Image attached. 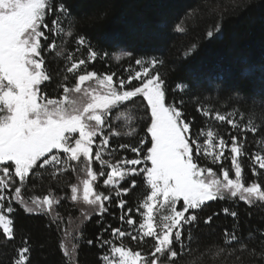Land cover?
<instances>
[{"label":"snow or ice","instance_id":"1","mask_svg":"<svg viewBox=\"0 0 264 264\" xmlns=\"http://www.w3.org/2000/svg\"><path fill=\"white\" fill-rule=\"evenodd\" d=\"M68 14L63 0H0V235L16 243L14 203L29 214L46 217L50 227L59 229L61 216L55 209L61 204L60 198L49 192L25 199L23 193L27 185L35 184L32 178L38 174L47 172L55 177L76 171L79 166L86 178L80 185L71 186V200L77 201L82 191L83 203L94 206L98 217L112 215L108 206L114 205L120 212L119 221L135 226L138 233L133 235L110 225L103 228V232L121 241L118 244L97 236L98 247L107 248L111 254L102 256L105 264H164L161 257L167 264H179V255L190 247L191 234L198 233L201 225L211 228L214 217L219 216L215 211L204 215L211 207L208 202H264V179L246 185L241 163V158L248 156L246 137L241 133L264 134V127H242L234 111L221 114L197 104L195 112L199 116L211 117L239 131L229 133L227 139L211 130L193 131L196 117L186 114V101L180 95L191 93L190 86L178 83L175 88L167 87L166 79L154 71L162 63L155 59L147 66L136 59L139 70L124 69L130 73L127 77L101 72L95 64L106 53L92 49L84 35L75 40L79 46L76 51L83 47L87 55L65 56L68 65L64 71L72 75L69 85L68 75L61 79L50 58V50L55 49L52 29L62 35L60 17ZM134 98L144 101L140 117L144 135L128 132L135 143H119L118 148L132 154L131 158L117 157L113 161L110 144L120 136L113 131V119L126 111L129 103L135 104ZM209 161L215 170L202 166ZM251 164L252 176H260L257 168L264 170V154L254 153ZM136 177L146 183L149 191L133 208L121 197L136 188ZM100 185L104 190H97ZM160 210L163 214L158 220ZM221 211L239 219L237 210L224 207ZM225 234L227 240L222 244L246 247L235 231L229 233L226 229ZM126 235L131 241L150 238L151 251L142 254L125 247L122 240ZM20 239L13 264H32L30 239ZM258 240L260 244L247 249L251 264H264V231ZM85 242L93 243L90 239ZM61 246L71 260L73 253L68 245Z\"/></svg>","mask_w":264,"mask_h":264},{"label":"trees","instance_id":"2","mask_svg":"<svg viewBox=\"0 0 264 264\" xmlns=\"http://www.w3.org/2000/svg\"><path fill=\"white\" fill-rule=\"evenodd\" d=\"M63 2L69 9L74 36L87 37L92 49L98 53L108 56L119 45H123L133 53V59L152 57L162 62L159 72L166 79L167 87L175 88L178 83L190 86L191 93L180 95H184L186 101V114L196 117L193 131H200L208 124L205 118L195 112L197 104L201 106L206 103L214 107L232 105L245 113L246 118L256 126L264 127V0ZM208 32L213 35L209 37ZM106 63L98 59L95 68L101 72H111V67H107ZM53 67L58 69L62 79L65 75L63 66L54 64ZM210 68L221 71L225 78L223 89L217 90L201 82L205 69ZM141 125L140 134L144 135L143 123ZM246 142L247 138L244 140L246 151L257 150L255 143L247 147ZM241 162L245 183L264 179V170L258 168L261 175L252 176V164L247 162V156L242 157ZM202 166H212L215 170V166L209 163ZM78 172L79 166L76 171H70L66 179H53L51 175L32 178L35 184L26 186L23 193L25 199L30 196L27 194L30 188H34L32 196H43L49 192L56 194L61 200L55 209L61 216L60 227H50L46 217L29 214L15 203L13 215L17 239L13 244L0 235V264H13L21 237L30 239L32 264H105L102 256L110 252L107 248L98 247L97 236L114 240L102 229L110 225L126 231L129 225L119 221L120 212L114 205L108 206L112 215L98 217L97 212L87 215L82 207L71 200L70 190ZM135 179L136 188L128 196L121 197L128 200L133 208L142 203L149 191L146 183H141L140 177ZM97 183L100 184L99 181ZM97 189L104 190L102 185ZM208 203L211 207L205 209L204 215L215 211L219 216L214 217L211 228L201 225L198 233L191 234L190 247H186L179 255V264H251L247 249L261 243L258 236L264 231V203L248 205L239 200ZM224 207L237 210L239 219L225 215L221 211ZM226 229L229 233L235 231L238 236H242L246 247L227 242L222 244V240H227ZM89 239L93 241L91 245L85 242ZM145 242L146 246L139 241L125 240L127 246L134 251L140 250L142 254L151 251L150 238H146ZM62 244H67L72 251L71 260L64 255ZM185 244L189 245V240L186 239ZM161 259L167 263L163 257Z\"/></svg>","mask_w":264,"mask_h":264},{"label":"rangeland","instance_id":"3","mask_svg":"<svg viewBox=\"0 0 264 264\" xmlns=\"http://www.w3.org/2000/svg\"><path fill=\"white\" fill-rule=\"evenodd\" d=\"M60 19H61V24L64 27V32L62 35H56L55 28L52 29L53 36H55V40H54L55 49H54V52L52 50H50V54H51L50 58H52L54 60L55 65L63 66V70H64V68L68 65V61L65 59V56L82 58V57L86 56L87 53L85 52L83 47H80L78 52L76 51V49L79 46H77L75 44V40L78 38L74 36L73 29L70 25L71 22L69 20L70 19L69 14L67 16H61ZM68 32H71L72 35L69 36ZM46 34H47V31H46ZM53 36H50L49 39H53ZM45 55L49 56V53H46ZM133 58H134L133 53L131 51H129V49L127 47H124L123 45H119L117 50L113 51L108 56L104 55L102 58L98 57V59L103 60V62H107L106 65H107V67H109V66L111 67L110 68L111 72H115L117 75H122L124 77H127L130 74L129 72L124 71V69H130L131 72H135V71L139 70V66H137L135 64L136 59H133ZM137 59L144 61L145 66H147V62L154 59V58H152V57H139ZM161 65H162V63H159L157 65V68L154 69V71H160ZM204 73H205V76L203 77V81H201V82H205L208 86L215 87V89H217V90L223 89V80L225 78L221 75L220 70L210 68V69H205ZM65 75H68V77H69L67 83L71 84L72 83V75L68 74L66 72H65ZM114 79H115V77H114ZM201 82H199V84H202ZM133 83H136V82L134 81ZM93 86H95V85H93ZM134 99H135V104L129 103L127 110L120 112L113 119V125H114L113 131L120 133V136L114 137L115 142L110 144L111 148L113 149V152L111 154V159L113 161H115V159L117 157H129V158H131L132 154L118 148L119 143H129V142L135 143L133 138L128 136V132L138 131L139 136H141V137L143 136L140 134V129L142 126L141 125L142 122H140V117L143 116V114H144V109H143L144 101H142V99H140V98H134ZM195 99H197V98H195ZM201 107L206 108V109L210 108L213 110V112L219 111V112H221V114H227L228 112L234 111L236 113L235 119H237V121L241 124L242 127H244L248 124L255 125L252 121H250L246 118L245 113L241 112L239 108H236L232 105L231 106H225V105L220 104L218 107H216V106L214 107L213 105L206 103L204 105H201ZM144 119H147V117L144 116ZM205 119L208 122V124H206L205 128L200 130L201 133L211 130V131H215V132H218V133L224 135L225 138L227 139L229 133L233 134L234 133L233 131H235V132L239 131V129H232L227 124H222L221 122L216 121V120L212 119L211 117H207ZM117 121H122V123L117 124L116 123ZM256 127L259 128L258 126H256ZM241 135H243L244 137L247 138V142H246L247 147H250L254 143L257 147L256 151H254L252 149H251V151L247 150V152H248L247 162H249L251 164V156L254 153L260 152L261 154H264V134L259 133V132L255 133V134L251 133V132H244V133H241ZM201 142H203V135L202 134H201ZM247 149H249V148H247ZM106 158H108V157L106 156ZM209 164L211 165L210 161H209ZM70 171L57 174L55 177H53V179H56V178L57 179H59V178H65L66 179V177L68 176ZM44 175H50V174L45 172L43 174H38V176H36V177L41 178V176L43 177ZM231 175H232V178H234V174H231ZM84 178H86L85 175L79 171L77 173V178H76V181L74 184L80 185L81 181ZM244 182H245V177H244ZM245 184L247 185L248 183H245ZM27 191H29V193H27V194L32 196L31 193H32V191H34V188L27 189ZM78 195H79V199L75 202L80 207H82L83 211L87 215H89V213H91V212H97L94 206H89V205L83 203L82 191ZM255 203H264V202H255ZM13 207L15 210V203L13 204ZM14 213H15V211H14ZM162 214H163V210H160L157 214L158 220L162 218ZM129 231L132 232L133 235L138 234L137 231L135 230V226H129V228L126 230V232H129ZM126 239H129V237L127 235L123 238L122 243L125 245V247H129L125 243ZM114 241L118 244L121 242L117 238H115ZM139 242L141 243V245L146 246L145 240L139 241ZM108 255H111V254L109 253ZM164 264H167V263H164Z\"/></svg>","mask_w":264,"mask_h":264}]
</instances>
